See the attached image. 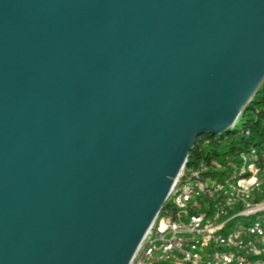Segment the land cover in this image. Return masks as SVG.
I'll list each match as a JSON object with an SVG mask.
<instances>
[{
    "label": "water",
    "instance_id": "1",
    "mask_svg": "<svg viewBox=\"0 0 264 264\" xmlns=\"http://www.w3.org/2000/svg\"><path fill=\"white\" fill-rule=\"evenodd\" d=\"M263 82L264 0H0V264H131Z\"/></svg>",
    "mask_w": 264,
    "mask_h": 264
},
{
    "label": "built area",
    "instance_id": "2",
    "mask_svg": "<svg viewBox=\"0 0 264 264\" xmlns=\"http://www.w3.org/2000/svg\"><path fill=\"white\" fill-rule=\"evenodd\" d=\"M187 164L131 264H264V154L239 151L220 178Z\"/></svg>",
    "mask_w": 264,
    "mask_h": 264
},
{
    "label": "trees",
    "instance_id": "3",
    "mask_svg": "<svg viewBox=\"0 0 264 264\" xmlns=\"http://www.w3.org/2000/svg\"><path fill=\"white\" fill-rule=\"evenodd\" d=\"M252 148L260 155L264 154V82L231 130L220 137L208 135L197 140L186 168L192 167L201 175L220 178L229 171L228 159L236 157L239 151Z\"/></svg>",
    "mask_w": 264,
    "mask_h": 264
},
{
    "label": "rangeland",
    "instance_id": "4",
    "mask_svg": "<svg viewBox=\"0 0 264 264\" xmlns=\"http://www.w3.org/2000/svg\"><path fill=\"white\" fill-rule=\"evenodd\" d=\"M241 120V119H240ZM239 123H240V121H239Z\"/></svg>",
    "mask_w": 264,
    "mask_h": 264
}]
</instances>
